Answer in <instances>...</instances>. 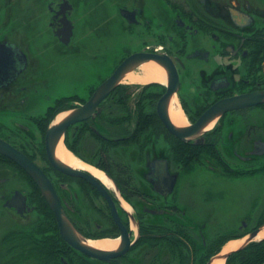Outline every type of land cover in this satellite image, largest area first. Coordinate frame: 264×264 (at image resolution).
Here are the masks:
<instances>
[{
  "label": "flooded vegetation",
  "instance_id": "1",
  "mask_svg": "<svg viewBox=\"0 0 264 264\" xmlns=\"http://www.w3.org/2000/svg\"><path fill=\"white\" fill-rule=\"evenodd\" d=\"M63 1L47 0L49 26L57 41L62 17L56 13ZM68 1L66 13L73 23L76 6ZM112 1L125 32H137L141 38L119 65L143 53L156 55L169 68L161 66L165 83H151L146 92L147 85L126 92L130 98L118 107L113 106L118 99L108 97L101 112L67 130L78 141L79 157L96 167L103 162L105 168H98L115 188L92 174L106 195L89 180L58 170L46 149L48 126L43 128L41 117H31L32 126L27 119L0 120V140L44 172L80 239H118L119 245L129 239L130 247L108 260L72 248L63 240L38 183L0 154V264H193L195 256L216 248L221 239L242 238L264 226V193L241 218L231 217L230 224L221 225L210 187L207 196L201 188L191 203L186 189V176L198 168L218 178L264 177V102L211 113L223 102L264 93V0ZM30 4L0 0V43L26 55L22 70L20 53L0 55V115L22 110L30 87L27 74L39 63L25 51ZM111 20L109 16L106 23ZM136 71L143 75L141 67ZM175 84L170 104L174 99L187 121L177 125L183 128L180 135L167 128L158 109ZM148 93L153 98H146ZM82 100L78 105L88 99ZM198 123L193 135L189 128ZM112 141L118 146L110 148L106 159L105 147ZM222 227L229 232L219 230ZM47 241L52 243L48 252Z\"/></svg>",
  "mask_w": 264,
  "mask_h": 264
},
{
  "label": "rangeland",
  "instance_id": "2",
  "mask_svg": "<svg viewBox=\"0 0 264 264\" xmlns=\"http://www.w3.org/2000/svg\"><path fill=\"white\" fill-rule=\"evenodd\" d=\"M74 2L75 36L69 48H64L55 42L51 34L53 32L49 27L47 0H40L39 3L31 0L27 21L30 28L24 36V44L25 51L29 52L33 60L37 58L36 63H39L35 65L36 69L31 67L33 71L27 74L30 87L26 92L27 100L22 110L10 115H0V120L14 119L16 123H21L27 119L28 125L32 126L31 117L44 119L49 108L55 106L59 99L71 98L64 102V107L57 114L77 106L78 100L89 99L91 90L99 87L114 72L125 52L137 49L141 38L137 32H125L116 16L112 0ZM109 16L112 20L106 23ZM22 35L24 34L21 32L19 37ZM135 73L140 76L138 71ZM126 84L128 83L123 82V85ZM23 114L26 117L21 116ZM57 114L50 122L57 119ZM7 121L3 122L8 125L15 123ZM195 172L186 176L190 184L186 187L187 194L190 193L189 201L191 203V199L196 200V196L199 198L201 188L207 196L210 187L214 210L216 216L222 220L221 225L230 224L231 217L241 218L253 201L259 198L256 196L264 193V177L244 176L229 179L218 178L216 174L207 173L200 168ZM220 189L224 191L222 196L218 193ZM262 208L264 211V205ZM219 230L229 232L225 227Z\"/></svg>",
  "mask_w": 264,
  "mask_h": 264
},
{
  "label": "water",
  "instance_id": "3",
  "mask_svg": "<svg viewBox=\"0 0 264 264\" xmlns=\"http://www.w3.org/2000/svg\"><path fill=\"white\" fill-rule=\"evenodd\" d=\"M70 4L69 1H64L60 5V10L56 13V17L62 15L61 23L62 27L59 28L55 34L60 38V41L68 45L70 40L73 36L74 25L68 19L66 13V6ZM7 53H20L21 58V70L26 67V55L22 52H19L14 45H8L4 43H0V55H6ZM150 62H156L160 66H162L165 70L169 71L168 66L156 55L152 54H143V53H135L129 56L126 60H124L117 69L108 77L92 94L91 98L82 106L71 110L63 119L56 122V120L49 126L47 133H46V149L49 154L50 161L52 164L60 171L65 173L80 176L91 183H93L102 193L107 195L105 189L101 186L97 179H95L89 172L85 170H79L73 168L63 161H61L57 156V149L58 146L63 141L67 130L80 122L86 121L96 115L98 112L102 111L101 104L103 101L121 84L122 80L126 77V75L130 72L135 71L138 67L143 66ZM177 84L173 87L170 86L168 93L163 96L159 103L158 109L159 114L167 126L173 132L180 135L181 131L183 130L182 127L177 126L170 117L169 107L170 101L173 94L176 91ZM264 102V93L261 94H254L249 95L246 97H239L238 99L229 100L228 102H223L222 104L215 107L211 110V113L215 112L216 110L220 109H230V108H240L244 106H248L251 104H257ZM207 122V121H206ZM200 123V122H199ZM196 124V126L189 128L190 133L193 135L197 133L200 124ZM205 124L202 123L201 126ZM0 154H3L11 159H13L16 163L22 166L38 183L40 188L42 189L46 199L48 200L49 204L51 205L54 213L56 214L59 226H60V233L63 239L69 243L74 249L85 253L88 256H93L99 258L101 260H108L110 258L117 257L123 253H125L129 247V239H122V243H120L119 247L115 250H102L96 248L92 245L88 244L87 239H80L77 230L71 224L68 217H66L63 208L60 205V201L53 189L52 184L50 183L49 179L46 177L44 172L38 168L35 164H33L24 154L20 151L15 149L14 147L10 146L9 144L5 143L4 141L0 140ZM112 203V202H111ZM113 205V203H112ZM114 210V208L112 207ZM264 229V226L258 228L254 232H252L249 237L245 240L244 244L237 250H241L245 248L248 244L253 242L258 234ZM235 251V250H234ZM228 252L226 254H219L213 257L208 264H212L216 259H227L229 255L232 253Z\"/></svg>",
  "mask_w": 264,
  "mask_h": 264
},
{
  "label": "bare ground",
  "instance_id": "4",
  "mask_svg": "<svg viewBox=\"0 0 264 264\" xmlns=\"http://www.w3.org/2000/svg\"><path fill=\"white\" fill-rule=\"evenodd\" d=\"M141 70L143 72V75L139 76L135 72H130L126 75L123 82L131 83V84H147V83H153V82L165 83L166 82V73L164 69L160 65L156 64L155 62H150V63L143 65L141 67ZM169 112H170L171 120L176 125H185L187 123L182 110L179 108L177 102L174 99L172 100L170 104ZM66 114L67 113L60 114L57 117L56 122L63 119L66 116ZM57 156L61 161H63L67 165L73 168L79 169V170L89 171L107 187L115 188V185L112 182V180L109 179V177L103 171L77 158L67 148L64 142H61V144L58 146ZM124 206L126 207V209L130 208L126 204H124ZM256 239L257 240L264 239V229L259 233ZM245 240L246 238L232 240L228 242L223 249V254L239 249L244 244ZM87 242L89 245H92L96 248L110 251L118 247L120 240L101 239V240H89ZM212 264H226V260L216 259Z\"/></svg>",
  "mask_w": 264,
  "mask_h": 264
},
{
  "label": "trees",
  "instance_id": "5",
  "mask_svg": "<svg viewBox=\"0 0 264 264\" xmlns=\"http://www.w3.org/2000/svg\"><path fill=\"white\" fill-rule=\"evenodd\" d=\"M146 92L148 89V86L144 87ZM94 89L91 90L93 92ZM133 88L130 86H125V85H120L112 94L109 96L108 100L111 98H116V104L113 106H121L124 105L123 101H126L130 98V96H126L125 93L129 92L132 93ZM146 98H153V95L151 93H148L145 95ZM71 98H66V99H59L57 100V103L55 106L50 107L46 117H44L43 121V128L45 129L48 126V123L50 120L57 114V112L64 107V102L66 100H69ZM112 106V105H110ZM138 107H140V104H138ZM78 143V141H76ZM73 141L72 135L69 132L66 136V144L70 150H72L74 153L79 155V151L77 150V143ZM118 146V142L112 141L108 143L105 147V155L106 159H109L111 157L110 154V148ZM97 166L101 169H104V163H99ZM48 215L52 216L51 212H48ZM52 218V217H51ZM231 237H226L224 239H221L219 242L218 246L211 251L207 252H202L201 254H198V256H195L193 261V264H207L209 261L210 257L217 254L218 252L221 251L222 246L230 239ZM62 242V240L60 239ZM65 245V243H63ZM66 246V245H65ZM46 248L47 252L51 250L52 248V243L50 241L46 242ZM226 264H264V239L258 242H252L245 248L238 250L234 253H232L229 258L226 261Z\"/></svg>",
  "mask_w": 264,
  "mask_h": 264
}]
</instances>
